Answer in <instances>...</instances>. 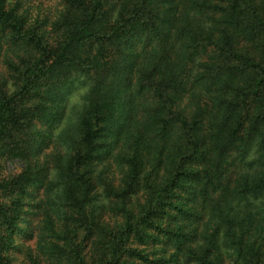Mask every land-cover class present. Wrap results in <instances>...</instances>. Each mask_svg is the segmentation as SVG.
Returning <instances> with one entry per match:
<instances>
[{"label":"trees","instance_id":"obj_1","mask_svg":"<svg viewBox=\"0 0 264 264\" xmlns=\"http://www.w3.org/2000/svg\"><path fill=\"white\" fill-rule=\"evenodd\" d=\"M32 1L0 0V264L25 207L33 264H264V0Z\"/></svg>","mask_w":264,"mask_h":264},{"label":"rangeland","instance_id":"obj_2","mask_svg":"<svg viewBox=\"0 0 264 264\" xmlns=\"http://www.w3.org/2000/svg\"><path fill=\"white\" fill-rule=\"evenodd\" d=\"M31 6L33 10L39 12L40 14L39 19L43 18L44 16L45 17L49 16L52 13H54L56 10H59L61 8L58 0H33ZM0 69L3 72V75L6 76L7 71L3 65V58L1 61ZM81 93L82 90L76 87L68 96L63 106L64 121L69 118H72L73 112L74 110L77 109L78 104L80 102ZM11 166L12 165L8 166L7 168L9 169H12V167L18 168V165L12 167ZM24 210L25 213L23 215L22 222L19 224L20 229H22L23 231L18 232L15 236L14 245L17 246V249L11 251L8 254L11 264H33L31 263V259L26 256V250L29 249L33 254L34 240H35L34 235L37 234V229L42 219H41V215H39V212L37 210L34 211L28 207H25ZM31 235L33 236V239L29 238V236ZM158 247L159 246H153L152 243H150L149 245L140 248H144L146 249L147 252H150L151 250L154 249L157 250ZM32 258H35V255ZM149 260L152 261L153 257L149 256ZM154 260H161L162 262L165 261V263L163 264H174L173 262L168 261L166 256L163 257L162 255H158V257L156 256ZM42 264H46V263L42 262ZM222 264H230V262L228 260H224L222 261Z\"/></svg>","mask_w":264,"mask_h":264}]
</instances>
